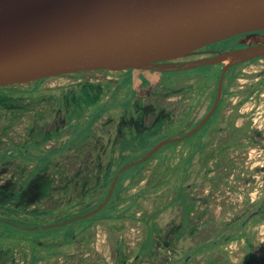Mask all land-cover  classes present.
<instances>
[{
  "label": "flooded vegetation",
  "instance_id": "af4514ba",
  "mask_svg": "<svg viewBox=\"0 0 264 264\" xmlns=\"http://www.w3.org/2000/svg\"><path fill=\"white\" fill-rule=\"evenodd\" d=\"M236 36L238 37V41L233 45L222 44L223 40H219L198 49L191 55L179 58V60L209 57L221 51L264 42V30L240 33L229 39ZM254 60H264V55L236 63L229 68L224 79L223 97L220 99L216 111L197 132L190 136L193 137L197 134V137L192 139V143L188 144V149L191 148L190 150L194 153H224L226 157L223 158L229 163H223V158L218 160L219 164L224 166L222 170L228 169L227 166L233 165V170L235 169L239 175L241 174V183L250 185L248 188L254 186V175L256 174H251L250 170H248L250 166L248 165L249 161L247 157L252 147L260 145V140L264 135L263 129L259 128L260 125L253 122L250 115H243V112L239 108L235 110V113L231 112L232 114H229L227 118H225L226 115H221V112L224 114L225 110H227L225 106V103L228 102L226 100L227 95L243 91L236 87L238 81L237 75L245 65ZM205 66H210L211 68L201 79L194 78L190 82L188 81L189 79L182 80L186 84L182 88V83H173L175 86L171 90L165 91L164 95L162 94L161 97L165 99H162L160 105L168 108V111L163 114L167 115L170 121H166L160 125L155 124V126L148 127V129L142 132H128L127 129L123 130V127H119L120 130L118 132L112 131L111 128L114 123L108 120L107 117H104L107 114L104 109L90 113L87 112V117L85 118L77 119L74 117L73 114L82 108L81 105L84 101L90 102L88 105H93L98 101L94 99H99L98 97L104 93L100 91L99 86L89 84L92 82L87 78L78 83L80 91L79 89L70 90L69 86H59L53 90L51 88L47 89L44 86L45 82L55 76H50L46 79H42V77L33 79V81L26 83V85L23 84L26 80L0 85V264H196L195 259L198 258L197 256H193L192 252H188L183 260L176 257L172 260H154L158 254V238L155 245L154 241L152 242V247L148 246L149 248L145 247L142 249V245L138 258L135 257L133 260H124L120 256L116 258L117 260H110L111 257L105 253L104 255L97 253L95 256L96 252H93L95 249L90 248L85 242L81 246H77L72 241L78 233L87 234L86 238L88 239L92 235V223L97 219L104 220L103 216H98L91 220L90 224L86 228L79 230V232L73 231L70 228L61 229L57 234H40L38 231L68 224L65 221L69 218L65 220L64 218L73 208L77 209V211L83 210L82 214L79 215L82 216L101 204L107 198L113 182L105 185L103 181L111 173L112 169L115 168L120 152L128 154L146 149L148 138H151V135L155 134L158 136L163 131V128H170L181 120L193 119L189 123L190 126L185 133L199 123L215 104L218 83L224 64L213 63ZM100 71L103 74L100 75L96 70H80L72 72L73 74L67 73L62 75L71 77L98 74L103 76L112 72L116 77L112 80V83H114L113 91L116 85H121L127 70L101 69ZM250 85L252 86H250V92L247 94L249 97L244 96L241 100H238L240 104L245 103L251 97L254 99V95L259 96V99L264 101L262 97L264 95L263 89L259 88L258 85L255 86L253 83ZM45 90H49V92L46 93ZM54 90L55 92L53 93ZM96 90L97 95L93 93ZM68 92H70V95ZM92 93L95 95L94 98ZM105 98L115 102V111L124 108L125 101L119 95L115 96L114 93V97L111 98L107 94ZM67 109L68 112H66ZM161 113L153 111L147 113L149 117L146 114L145 117L152 119ZM239 119H241V122ZM19 127L22 130H19ZM167 138L170 137L162 138L157 144ZM52 141L54 143L53 147L47 148L49 147L48 143ZM165 146L166 144L163 145V147ZM185 146L178 143L174 147V150H181L180 148H185ZM60 158L62 159L58 163L63 162L69 165L75 161L73 165L77 168L78 166L81 167L84 163L82 169L86 171L87 166L90 169L91 166H94L91 169V173L96 176L95 187L89 194L85 193L86 188H84L82 179L75 177V181L71 179L73 176H70L66 179V184L56 188V190L60 191L58 200L45 205L43 204L47 195L44 192L45 186L46 184L51 185V183L49 181L47 183L46 181H41L40 169L43 167L44 169L49 168V166L54 164L59 165L56 161ZM244 169H246V172H244ZM137 175L133 179L128 178L125 181V187L126 182L131 183ZM184 175L188 179V175L183 173V178L185 177ZM194 177H197V175L193 174ZM212 180H215V178H212ZM115 189L116 185L111 196ZM103 190H105L104 193L106 194L104 200L92 205L91 200L97 195L102 194ZM218 191L220 189H216V194L219 193ZM223 191L226 192L225 190ZM244 199L245 203H243V207L245 208L243 209L247 211L243 214V216L245 215L243 220L239 217L241 214L236 217V220L240 219L242 222L235 227L236 229L241 228L237 231V233L240 232L241 234L243 228H246L249 223H258L263 217L256 218V216L263 215L264 212L262 208L263 196L253 198L250 194L245 193ZM57 201L58 203H55ZM217 203L213 204V200L211 199L212 207ZM90 208L91 210L88 211ZM180 209L179 206L175 208L179 212ZM57 214H60L58 216H64L63 218L55 219L56 221L47 222V220H50L51 217ZM189 214L193 216L192 209ZM183 217L180 213L179 219L183 220ZM40 219L42 220L39 221ZM115 220L119 221V218H108V221L114 222ZM236 220L234 219L233 223ZM34 222L37 224H32ZM61 222L65 223L59 224ZM212 224L215 223L212 222ZM202 226L205 227V225ZM211 226L208 225V228ZM217 226L220 227L219 224ZM231 230L228 224L222 226L216 231L217 237L212 240V243L208 247L215 248L222 241L230 240L234 236L239 235L235 230ZM205 231L208 232V229H203L200 233H206ZM173 238L172 247L174 248L182 238L180 235ZM254 241L252 240V250L246 247L250 251H246L244 260L238 261V264H264L263 250L259 255V249L264 248V244L262 242L256 248L257 246ZM87 242L89 243L90 241L88 240ZM248 244L250 245L251 243ZM109 248V253H113L114 249L111 243H109ZM73 249L76 251L75 253H84L85 251H89V253L87 252L83 256H71ZM93 254L94 256H92ZM217 258L218 262H222L221 259H224L225 255L221 254ZM215 262V259L206 260L207 264H214ZM223 264L237 263H234L233 260H223Z\"/></svg>",
  "mask_w": 264,
  "mask_h": 264
},
{
  "label": "rangeland",
  "instance_id": "374dc122",
  "mask_svg": "<svg viewBox=\"0 0 264 264\" xmlns=\"http://www.w3.org/2000/svg\"><path fill=\"white\" fill-rule=\"evenodd\" d=\"M229 38H226V40L223 39L222 44L233 45L238 41L237 36L231 39ZM210 68V66H200L165 72L150 69L129 68L125 69L127 71L125 72V78L121 85H116L113 91L112 88L114 83H112V80L116 78L115 75L110 72L106 74L107 76H100L103 74L100 71L101 69L96 70L100 75L93 74L92 76L83 75L71 77L63 75L55 76L54 78L47 80L44 86L47 89L51 88V90L59 86H69L71 88L70 90H78L80 86L78 83L87 78L92 82L89 84L99 86L101 89L100 91L104 93L102 96L100 95V97H98L99 99H94L98 101L93 105H88L90 103L88 101H82V108L73 114L74 117L77 119L85 118L87 117V112L90 113L104 109L107 113L104 117H107L108 120L114 123L111 128L112 131L118 132L120 130L119 127H123V130L127 129L128 132H142L148 129V127L155 126V124L160 125L161 123L170 121L167 118L168 116L163 114L168 111V108L161 106L160 103L162 102V99H165L161 97L162 94L164 95L165 91L171 90L175 86L173 83H182V88L186 86L182 80L189 79L188 81L190 82L194 80V78L201 79L206 75ZM237 76L238 81L236 87L243 91L233 92L226 96V100H228V102L225 101L227 110H225L224 114L221 112V115H226L225 118H227L229 114H232L231 112L235 113V110L239 108L240 111L243 112V115H250L253 122L260 125L259 128H262L264 133V101L260 100L259 96L257 97V95H254V99L251 97L246 100L245 103L243 100L242 104L238 102V100H241L244 96H247V98L249 97L247 94L250 92V86H252L250 85L251 83L255 86L258 85V87L264 91V60H254L253 62L248 63ZM31 81L33 80H26L23 84L26 85V83ZM45 92L48 93L49 90H45ZM54 92L55 90L53 93ZM93 93L97 95V90ZM93 93L92 96L94 98L95 95ZM114 93L115 96L119 95L120 98L124 99L125 105L123 109L115 111V102H112L111 99L105 98L107 94H109L111 98L114 97ZM68 94L70 95V92H68ZM222 97L223 93L221 95V98ZM262 97L264 98V95H262ZM153 111L162 113L157 117L147 119L145 114L148 116L147 113ZM66 112H68V109ZM191 121H193V119H185L175 123L170 128H163L160 136L163 138L179 137L186 132ZM233 121L235 120L233 119ZM239 121L241 122V119H239ZM19 130H22V128L19 127ZM196 137L197 134L179 142L174 141L167 144L158 151L160 153H158L159 155L153 154L154 156L152 155L147 159L140 170L139 168L141 165L139 164L127 169V174L139 171L137 177L132 180L131 183L126 182V192L128 194H138L136 202L133 203V210H135L133 216H125L119 218V221L115 220L114 222L108 221V218L106 217H104V220L97 219L91 225L92 235H90L88 239L86 238L87 234L84 235L78 233L72 241L75 242L77 246H81L82 243L85 242L90 248H93V250L95 249V251H93L96 252L95 256L97 253L99 255H104L105 253L111 257L110 260H117L116 258H119L118 256L124 260H133L135 257L138 258L142 245H144L149 238L150 225L148 221L155 212L161 210L159 214H156L155 218L159 231L156 236L158 238V254L155 256L154 260H172L175 257L183 260L188 252H192L193 256H197L198 258L195 259L196 264H207L206 260L214 259L216 260L214 264H223V260H233L234 263L238 264V261L240 262L241 260H244L246 251H250L249 248L252 247V240H255L254 243L257 247L254 246L256 248H258L262 242L264 244V212L263 215L256 216V218H263L256 224L249 223L246 228H243L242 234L240 232L237 233L241 228H235L240 222H242L245 217L243 214L247 211L246 209H243L245 208L243 207V203H245V193L250 194L253 198H258V196L264 197V135L260 140V145H258V147H252L247 157V160L249 161L248 165L250 166L248 170H250L251 174H256L254 175V186L249 188V184L241 183V174L239 175L235 169L233 170V165L227 166L228 169L222 170L224 166H221L222 164L220 165L218 160L226 157L224 153L210 152L203 154L194 153L190 150L191 148L188 149V144L190 145L192 139ZM148 140H151V138H148ZM178 143L179 145H186L185 148L182 147L180 148L181 150H174V147L177 146ZM53 144L52 141L48 143L49 147L46 145L44 146L52 148ZM135 156V152L129 153L126 159L132 160L135 159ZM61 159L62 158L58 159L56 163ZM186 161H190V169H181L187 165ZM222 161L225 164L229 163L225 158H223ZM74 162L75 161H73V163ZM73 163L68 165V163L61 162L58 163L59 165L54 164L49 166V168L44 169L43 167L40 169L41 181H46V183L49 181V183H51V185L46 184L45 186L46 189L44 192L47 195L45 196L43 204H51L54 200H58V194L60 191L56 190V188H59L60 185L63 186L66 184V179L70 176H73L71 179H74L75 177L82 179L84 182V188H86L85 193L89 194L93 191L96 176L91 173V169L94 166H91V169L87 166L86 171L85 169H82L84 163L81 167L78 166V168L73 165ZM177 168L180 170V176L177 175ZM181 171L188 175V179L184 182L186 189H184V191L190 195V200L192 202L190 208L192 209L193 216L188 214V221L186 224H184V218L183 220L179 219L180 212L175 210V208H168L167 211H163V207L174 199L176 190L181 185L180 181L183 178ZM244 172H246V169H244ZM193 174L195 176L197 175V177L193 178ZM212 178H215V180H212ZM216 189H220L218 194H216ZM105 190H103L102 194L97 195L91 200L92 205L98 204L104 200V196L106 195L104 193ZM211 199L213 200V204L218 202L213 206L214 208L212 207ZM55 203H58V201ZM44 207L46 208V206ZM82 211L83 210L77 211V209L73 208L67 216H65L64 220L77 217L82 214ZM102 211L105 210H101L100 215L102 216H107L109 214L108 212ZM239 214L242 216H239ZM58 215L60 214L51 217L47 222L56 221L55 219L63 218L64 216ZM100 215H97V217ZM238 216L242 220H236V217ZM94 217L95 216L92 215L80 218L68 222V224L51 227L38 232L40 234H57L59 230L68 228L79 232V230L86 228ZM234 219L236 220V223H233ZM41 220L42 219L39 221ZM35 222L32 224H37ZM212 222L215 224H212ZM217 224H219L220 227H218ZM226 224H228L229 228L235 230L239 235L234 236V238L230 240L228 239L229 241H222L215 248L208 247L206 242L216 238V231ZM202 225H205V227ZM208 225L211 227L208 228ZM203 229H208V232L205 231L206 233H200ZM179 235L182 239H180L181 241L173 248V237ZM88 240L90 241L89 243L87 242ZM109 243H111L114 249L111 254L109 253ZM248 243L251 244L249 245ZM246 247L249 248L246 249ZM259 250V255L262 250L264 253V248ZM75 252L76 251L73 249L71 256H83V254L86 255L87 252L89 253V251H85L84 253ZM221 254H224L225 258L221 259L222 262H218L217 256ZM92 256H94V254ZM113 257L114 259H112Z\"/></svg>",
  "mask_w": 264,
  "mask_h": 264
},
{
  "label": "water",
  "instance_id": "95a60500",
  "mask_svg": "<svg viewBox=\"0 0 264 264\" xmlns=\"http://www.w3.org/2000/svg\"><path fill=\"white\" fill-rule=\"evenodd\" d=\"M258 30H264V0H0V85L80 70L174 71L224 64L215 104L199 123L123 165L101 204L65 222L98 212L124 170L197 132L216 111L229 68L264 55V42L199 59L179 58Z\"/></svg>",
  "mask_w": 264,
  "mask_h": 264
},
{
  "label": "trees",
  "instance_id": "16d2710c",
  "mask_svg": "<svg viewBox=\"0 0 264 264\" xmlns=\"http://www.w3.org/2000/svg\"><path fill=\"white\" fill-rule=\"evenodd\" d=\"M85 71H92V70H85ZM48 77H50V76L42 77V79H46ZM162 138L163 137H161L160 135H158V136L155 135V134L151 135V140H148V144H147L146 149H144L142 151H139V150L138 151H135V153H136V156L134 157L135 159H132V160L126 159V157H127V155L129 153L127 154V153L120 152L119 157H118V159L116 161V166H115V168L112 169L111 173L108 176H106V179L103 181L104 184L105 185L110 184L113 181V179H114L116 173L118 172V170L123 165H125V164H127L129 162L135 161V160L140 159L141 157H143ZM160 149H162V148H160ZM158 151L156 153H154V155H159L160 153ZM190 161H191V159H190ZM190 161H188V162L186 161L187 165L184 166V169H190V167H191ZM138 164L141 165L140 168H139V170H140L144 166V162H141V163H138ZM135 165H137V164H135ZM133 166H131V167H133ZM131 167H129V168H131ZM129 168H127V169H129ZM127 169L124 170L120 174V176H119V178L117 180L116 189H115L113 195L110 197L108 203L102 208V209L105 210V211H102V212H108L109 213L107 216H103V217H106V218H109V219H118V218H123L125 216L131 217V216L134 215V211L135 210H133V205H134L133 203L136 202V199H137V195L138 194L137 195L136 194H127V193L125 194L126 187H125L124 184H125V181L128 178H132L133 179L137 175V173L139 171L138 172L136 171V172H133V173L131 172V173L127 174ZM177 171H178V174L177 175L180 176V174H179V172H180L179 168H177ZM181 175H183V173ZM186 180H187V176H185L183 178V181L182 180L180 181L181 185L176 190L174 199H172L170 202H168L163 207V210H166L168 208H176V207L179 206L181 208L180 209V213L184 216L183 217L184 218V224H186L187 221H188V214H189V212L191 210L190 207L192 206V202L190 200V195L187 192L184 191V189H185L184 182ZM131 200H132V202H131ZM262 208L264 209V201H263ZM102 209H100L94 216L97 217V215H100ZM89 210H91V208L88 209V211ZM160 212H161V210L155 212L151 216L150 220L148 221V223L150 225L149 238L146 241V243L143 245L142 249H144L145 247H148V246L149 247L150 246L152 247V242L153 241H154V245L156 244V239H157L156 236L158 234L159 227H158V225H157V223L155 221V218H156V214H159ZM100 216H102V215H100ZM95 217L92 218V220L95 219ZM210 243H212V240L207 241L206 242V245H209Z\"/></svg>",
  "mask_w": 264,
  "mask_h": 264
}]
</instances>
